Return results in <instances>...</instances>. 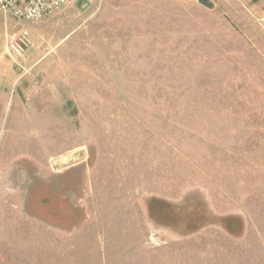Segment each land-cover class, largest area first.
I'll return each mask as SVG.
<instances>
[{
  "label": "rangeland",
  "instance_id": "obj_1",
  "mask_svg": "<svg viewBox=\"0 0 264 264\" xmlns=\"http://www.w3.org/2000/svg\"><path fill=\"white\" fill-rule=\"evenodd\" d=\"M0 264H264V0L0 15Z\"/></svg>",
  "mask_w": 264,
  "mask_h": 264
},
{
  "label": "built area",
  "instance_id": "obj_2",
  "mask_svg": "<svg viewBox=\"0 0 264 264\" xmlns=\"http://www.w3.org/2000/svg\"><path fill=\"white\" fill-rule=\"evenodd\" d=\"M73 0H0V15H11L18 20L38 21L54 14ZM27 40L24 34L11 35L8 40V50L19 56Z\"/></svg>",
  "mask_w": 264,
  "mask_h": 264
}]
</instances>
